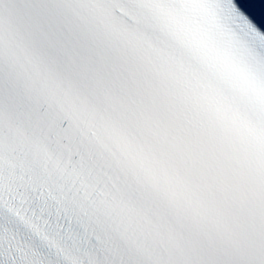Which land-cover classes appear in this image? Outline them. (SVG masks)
Listing matches in <instances>:
<instances>
[{
	"label": "snow or ice",
	"instance_id": "obj_1",
	"mask_svg": "<svg viewBox=\"0 0 264 264\" xmlns=\"http://www.w3.org/2000/svg\"><path fill=\"white\" fill-rule=\"evenodd\" d=\"M0 264H264V0H0Z\"/></svg>",
	"mask_w": 264,
	"mask_h": 264
}]
</instances>
